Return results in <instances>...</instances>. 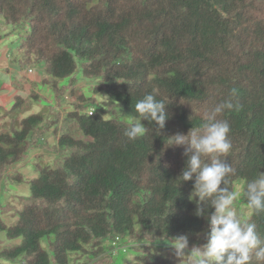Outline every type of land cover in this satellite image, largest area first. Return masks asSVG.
Returning a JSON list of instances; mask_svg holds the SVG:
<instances>
[{"label": "trees", "instance_id": "trees-1", "mask_svg": "<svg viewBox=\"0 0 264 264\" xmlns=\"http://www.w3.org/2000/svg\"><path fill=\"white\" fill-rule=\"evenodd\" d=\"M0 29V41L15 36L25 84L39 73L53 92L49 113L21 120L27 98L49 102L15 96L0 132V198L6 182H25L20 164L37 175L14 225L2 219L14 208L0 204V234L20 241L0 249V264H186L168 241L187 235L189 250L202 246L214 209L201 202L195 214L194 180H179L185 147L168 137L199 128L232 89L234 108L218 116L230 126L232 148L220 157L236 170L228 187L264 173V0H0ZM84 83L91 94L78 90ZM148 93L168 119L159 131L142 120L145 136L129 140ZM38 151L52 164L32 162ZM237 206L247 208L243 195ZM243 218L264 236V212Z\"/></svg>", "mask_w": 264, "mask_h": 264}, {"label": "clouds", "instance_id": "clouds-1", "mask_svg": "<svg viewBox=\"0 0 264 264\" xmlns=\"http://www.w3.org/2000/svg\"><path fill=\"white\" fill-rule=\"evenodd\" d=\"M236 94L237 90L232 89L228 99L206 113L199 128H191L187 135L177 133L168 137V146L185 147L187 166L179 180H194L189 200L197 203L195 214L198 217L204 215L205 210L199 207L201 202L207 201L208 206L214 209L208 216L209 231L202 246L194 245L189 250L187 235L168 241L178 257L186 258V264H252L253 259L256 264H264V236L257 231V224L241 217L234 206L243 195L247 208L254 215L264 212V173L246 182L243 193L231 190L228 185L236 170L220 158L227 157L232 144L230 126L218 116L234 108L232 98ZM166 107L154 94L144 95L135 104L138 116L124 135L133 141L145 136L147 128L142 120L153 123L158 131L163 129L168 119ZM203 157H210V162H205Z\"/></svg>", "mask_w": 264, "mask_h": 264}, {"label": "rangeland", "instance_id": "rangeland-1", "mask_svg": "<svg viewBox=\"0 0 264 264\" xmlns=\"http://www.w3.org/2000/svg\"><path fill=\"white\" fill-rule=\"evenodd\" d=\"M0 35L3 36L2 34V31L0 29ZM8 40L5 39V44H9V41L7 42ZM7 48L3 45V46H0V57H2L6 52H7ZM10 52V51H8ZM9 61H7L6 59H2V61L0 62V68H4L3 65H6V67H10L9 65ZM2 69H0L2 71ZM12 72V71H11ZM23 75V73H20ZM10 75V73H9ZM9 75H7V77H9ZM3 77L5 76V73H0V77ZM20 80H23L21 79L22 77H20ZM42 77L39 73H36V74H33L31 75L29 78H28V81H31L32 83H34L36 86L34 89H31V88H26V91L25 93L21 92L19 93V95L21 96H24L25 98H27L29 96L30 93H32L33 91L36 92L37 94H39L40 96L44 97L49 103H43V104H36L35 102L33 101H30L28 98L26 99V104H25V107L28 109L29 108V111L27 113H25V115H28V114H47L49 113V110L51 108V106L53 105V92L52 90L49 88V87H44L40 84V81H41ZM0 94H6L7 90L3 87V83L1 80H0ZM19 83L22 84L21 81H19ZM78 90L81 91L82 93L86 94V95H89L91 94L90 91H89V85L87 83H84V84H80L78 85ZM18 91H15L14 94H16ZM15 96V95H14ZM98 100L99 101H106L107 98L105 96H100L98 97ZM1 97H0V102H1ZM8 97H6V102L8 103ZM13 103H14V99H13ZM66 109H69V107ZM49 142L51 144H54L55 143V138L52 136L49 138ZM39 156H43V159L42 160H39V163L43 166L45 165H50L52 164V161H53V157L51 154H47V153H43L42 151H38V152H34L31 157H30V160L32 162H35V158L36 157H39ZM18 172L24 177L25 179V182L22 183V184H17V183H5L4 184V187L6 189V192L1 196L0 198V204H2L3 206H6V205H10L14 208V211L11 212L10 214H7V215H4L2 216V219L4 220V222L8 225V226H12L15 224V222L17 221V217L14 216V212L16 211H19L22 209V200L21 199H25V198H28L30 196V187L29 185L26 183V182H29L31 181L32 179L36 178L37 175L33 173L32 171V168L30 165L28 164H20L19 166L16 167ZM237 190L241 191L242 193V190H243V184H238L237 185ZM239 200V198H238ZM238 200L235 202V208L238 212V214L241 216V217H248L249 214H250V210L247 209V208H240L237 206V202ZM0 242L2 243L0 245V249L4 248V247H11L13 246V243L15 242H7L5 240V237L3 234H0ZM16 243H19V242H16ZM42 245L45 247L46 246V242H42ZM116 252V251H115ZM114 252V253H115ZM120 258L124 259L125 258V262H128L130 263V261L133 259V255L129 254V255H123V256H120ZM80 263H84V261H80Z\"/></svg>", "mask_w": 264, "mask_h": 264}, {"label": "crops", "instance_id": "crops-1", "mask_svg": "<svg viewBox=\"0 0 264 264\" xmlns=\"http://www.w3.org/2000/svg\"><path fill=\"white\" fill-rule=\"evenodd\" d=\"M14 38L15 36H11L9 38H5L6 40L9 41V44H5V39L1 40L0 41V46H5L7 48L8 51L10 52H6L2 57H0V62L2 61V59H6L7 61H9V66L10 67H6V65H3V69L2 71L0 70V73H5V76H1L0 77V80L3 83V87L7 90L6 94H0V97H1V102H0V132L8 129L10 126H11V122L13 120V118L11 117L10 115V112H11V109L14 105L13 103V99H15V96L19 95V93H25V91H18V89H15V87L17 86H24V88H31V89H34V83H32L31 81H29V84H25L24 80H20L19 76L22 77L21 79H23V75L20 74V71L17 67V64L16 63H13V59H15L18 55V52L14 51V53L11 51L14 47H15V43H13L14 41ZM7 41V42H8ZM15 55V58L12 56V54ZM12 71V72H11ZM10 73V75H9ZM7 75H9V77H7ZM31 75H28L27 74V78H29ZM19 81L22 82L19 83ZM41 82V81H40ZM1 84V83H0ZM1 88V87H0ZM15 91H18L16 94H14ZM27 92V91H26ZM15 95V96H14ZM21 96V95H19ZM6 97H8V103L6 102ZM23 98H25L23 96ZM26 99V98H25ZM37 104V103H36ZM29 109V108H28ZM29 110H27L26 112L24 113H21L19 116H18V120H21L23 118H25L26 116L28 115H31V114H28V115H25V113H27ZM15 242V241H14ZM16 242H20V241H16ZM13 243V245L15 244H18V243ZM2 243L0 242V245Z\"/></svg>", "mask_w": 264, "mask_h": 264}, {"label": "built area", "instance_id": "built-area-1", "mask_svg": "<svg viewBox=\"0 0 264 264\" xmlns=\"http://www.w3.org/2000/svg\"><path fill=\"white\" fill-rule=\"evenodd\" d=\"M90 115L92 114V112L89 113Z\"/></svg>", "mask_w": 264, "mask_h": 264}]
</instances>
